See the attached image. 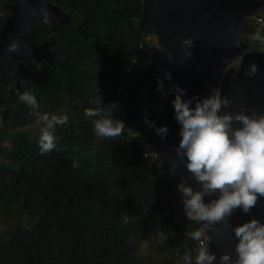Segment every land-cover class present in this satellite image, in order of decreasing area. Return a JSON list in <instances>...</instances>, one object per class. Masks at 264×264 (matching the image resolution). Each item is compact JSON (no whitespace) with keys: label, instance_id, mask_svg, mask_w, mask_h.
Returning a JSON list of instances; mask_svg holds the SVG:
<instances>
[{"label":"trees","instance_id":"16d2710c","mask_svg":"<svg viewBox=\"0 0 264 264\" xmlns=\"http://www.w3.org/2000/svg\"><path fill=\"white\" fill-rule=\"evenodd\" d=\"M11 2L2 0L0 27L8 14L4 4ZM57 3L71 20L43 24L35 18L34 32L25 35L33 44L49 41L53 62L24 60L27 83L11 94L15 78L0 58V211L16 203L32 220L29 229L0 236V264H185L184 254L194 257L203 245L188 235L201 225L183 213L176 188L182 179L147 165L145 141L130 125L127 130L124 124L119 137L98 136L94 118L85 115L100 100L117 103L112 118L119 120L124 100L140 108L172 106L170 90L130 81L115 65L117 57L121 63L127 58L126 65L132 55L145 68L158 48L154 29L140 26L142 2ZM147 35L152 38L145 42ZM140 42L143 49L137 48ZM23 92L36 96L40 113L60 115L71 100L81 105L77 117L55 127L56 148L47 153L38 151L39 135L23 130L39 119L20 100ZM148 234L152 250L145 256L140 245Z\"/></svg>","mask_w":264,"mask_h":264},{"label":"water","instance_id":"95a60500","mask_svg":"<svg viewBox=\"0 0 264 264\" xmlns=\"http://www.w3.org/2000/svg\"><path fill=\"white\" fill-rule=\"evenodd\" d=\"M56 0H13L0 27V58L15 78L11 94L20 92L24 85V60L53 62L49 41L29 42L25 35L34 32V21L43 24L50 20H71ZM144 15L140 26H151L157 37L158 48L149 55L143 70L132 72L130 81L147 88L161 85L172 93L174 85L184 89V96L201 97L214 90L227 103L225 112H264V50L246 49L241 39L242 18L264 10V0H141ZM249 31V27L247 28ZM190 38L191 45L182 44ZM17 45L14 51L9 45ZM190 51L191 55H186ZM237 61V63H236ZM254 69V71H253ZM167 70L169 77H165ZM145 117L147 121H145ZM121 120L140 134L162 158L161 169L199 188V183L184 168L183 157L174 146L179 140V125L172 106L150 105L140 108L131 100L123 101ZM167 125L168 132L161 136L156 128ZM205 202L213 199L205 196ZM255 217L264 221V196L247 213L239 208L222 221H199L209 236L208 248L217 257L228 253L235 258V238L232 226ZM219 264V260H217Z\"/></svg>","mask_w":264,"mask_h":264},{"label":"clouds","instance_id":"9594fccd","mask_svg":"<svg viewBox=\"0 0 264 264\" xmlns=\"http://www.w3.org/2000/svg\"><path fill=\"white\" fill-rule=\"evenodd\" d=\"M256 38L264 40L259 35ZM181 42L191 45L187 37ZM16 47L12 43L9 50ZM164 75L169 77L167 70ZM174 88L170 103L179 125L174 150L183 157L184 168L200 185L193 188L186 182L177 184L184 215L190 220L214 223L230 216L236 208L247 213L258 196H264V112H225L222 107L227 102L214 90L201 97H186L179 85ZM20 100L46 125L38 139V151L44 154L56 148L55 127L66 124L68 115L40 113L37 98L31 92H23ZM117 107L116 102L103 105L100 100L97 107L85 109V115L94 118L93 131L98 136L121 135L125 128L123 121L112 118ZM145 121L148 122L146 117ZM155 130L163 136L168 127L161 125ZM72 166L76 167L77 162L73 161ZM209 195L213 199L205 202L204 197ZM123 219L127 223L129 216L126 214ZM232 234L235 258L228 253L218 258L207 246H202L196 249L194 257L191 252L184 254L185 264H192L193 260L195 264H217V260L219 264H264V221L249 217L233 225ZM188 235L199 241L203 232L195 230ZM161 239L166 237L161 234Z\"/></svg>","mask_w":264,"mask_h":264},{"label":"rangeland","instance_id":"374dc122","mask_svg":"<svg viewBox=\"0 0 264 264\" xmlns=\"http://www.w3.org/2000/svg\"><path fill=\"white\" fill-rule=\"evenodd\" d=\"M2 3V0H0V6ZM261 12H259V16H262L264 18V12L262 10H259ZM253 33V34H252ZM263 33H264V25L262 28H260V30L258 31V33H255L254 29H252L251 31V37H250V48L249 50L257 49V50H264L263 48V44H260L257 42V35H259L260 37H263ZM152 37L150 35H148L147 37H145V42L150 40ZM132 55H130L128 57V61H130ZM127 62V58H125V61L123 63L120 62V58H116V67L120 68L121 70L124 69V67H126L129 62L125 65L124 63ZM100 64L102 66H108L109 62H100ZM113 65V63L111 64ZM140 71L143 70V68H139ZM124 76V75H123ZM126 78L129 79L128 75H125ZM81 105L79 103L78 100H71V102L66 103L64 108L62 109L61 113L62 114H67L68 117H77L80 113H81ZM117 118H118V113H116ZM126 129L129 130L128 124H126ZM46 125L45 123L40 120V118L30 127H25L23 130L26 132H30L31 134H33V137L35 138L36 135L41 134V130L42 128H44ZM138 134V133H137ZM1 161V160H0ZM4 161V160H3ZM156 162V159H151L147 161V165L148 166H154ZM7 165H9L10 167H12V165L9 163V161H5L3 162ZM148 166H146L148 168ZM16 203L12 205V210L8 209L7 211H5L4 213L0 211V236L2 237V239H4L5 237H8L9 235L13 234L16 230V228H23V229H29L32 225V220L25 215H21L18 211H17V207H16ZM9 229V230H8ZM8 230V231H7ZM152 250V246H151V235H145L142 240H141V245H140V252L141 254L147 256L151 253Z\"/></svg>","mask_w":264,"mask_h":264},{"label":"built area","instance_id":"2783aa9c","mask_svg":"<svg viewBox=\"0 0 264 264\" xmlns=\"http://www.w3.org/2000/svg\"><path fill=\"white\" fill-rule=\"evenodd\" d=\"M263 25H264V18L262 16L256 17L254 19V21H253V29H254L255 33H258V31L260 30V28L263 27ZM137 48L138 49H143L144 48V43L140 42L138 44ZM139 68L140 67L138 66V59L135 56H132L130 61H129V64L124 68V70H125L124 73L129 76L132 72L140 71ZM143 157H144V159L146 161L151 160V159H156L155 164L161 169V164H162L163 160H162L161 157H159L156 154V152L152 149L151 145L145 143V150L143 152ZM176 188H177V184H176ZM177 192H178V196L180 197V200H181V194L178 191V189H177ZM201 230L203 232V235H202L201 239L198 241V244L208 247L209 236H208V234L206 233V231L202 227H201Z\"/></svg>","mask_w":264,"mask_h":264},{"label":"flooded vegetation","instance_id":"af4514ba","mask_svg":"<svg viewBox=\"0 0 264 264\" xmlns=\"http://www.w3.org/2000/svg\"><path fill=\"white\" fill-rule=\"evenodd\" d=\"M12 2H13V0H12ZM55 3L58 4L57 3V0L55 1ZM7 4H10V3H6V4H4V6H6ZM262 11L264 12V10H262ZM259 12H261V11L258 10L256 12L250 14L249 16H244L242 18V20H241V22H242V32H241V36L240 37H241L242 40L246 41V44H247L246 49H249L250 48V45H249V43H250L249 36H250L251 31L253 29V21H254V19L256 17L259 16ZM248 27H249V31L247 30ZM263 48H264V45H263ZM236 63H237V61H236ZM167 107H169V106H167Z\"/></svg>","mask_w":264,"mask_h":264}]
</instances>
